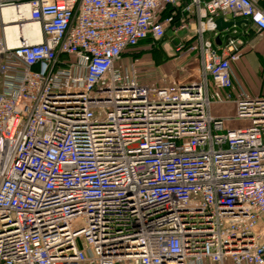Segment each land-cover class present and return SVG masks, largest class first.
I'll return each instance as SVG.
<instances>
[{
  "label": "built area",
  "instance_id": "obj_1",
  "mask_svg": "<svg viewBox=\"0 0 264 264\" xmlns=\"http://www.w3.org/2000/svg\"><path fill=\"white\" fill-rule=\"evenodd\" d=\"M263 2L0 0V264H264V95L232 70ZM147 40L164 84L123 57Z\"/></svg>",
  "mask_w": 264,
  "mask_h": 264
},
{
  "label": "crops",
  "instance_id": "obj_2",
  "mask_svg": "<svg viewBox=\"0 0 264 264\" xmlns=\"http://www.w3.org/2000/svg\"><path fill=\"white\" fill-rule=\"evenodd\" d=\"M261 6L264 8V2ZM1 35L0 47L4 39L3 32ZM249 41L250 45L246 47V53L238 62L233 63L232 70L235 77L245 83L253 95H264V31L261 33L253 31ZM176 44L175 41L170 43L173 49L177 46ZM255 81L261 84L260 90H257Z\"/></svg>",
  "mask_w": 264,
  "mask_h": 264
},
{
  "label": "rangeland",
  "instance_id": "obj_3",
  "mask_svg": "<svg viewBox=\"0 0 264 264\" xmlns=\"http://www.w3.org/2000/svg\"><path fill=\"white\" fill-rule=\"evenodd\" d=\"M0 29V36L1 35ZM171 42L162 44L160 46L157 53L153 54L152 56L149 55L147 57L143 56L140 58L142 60L143 65L146 67V71L141 74V81L144 83H161L164 84L168 82V76L173 72V57L175 55V50L170 45ZM169 59L167 62L166 59ZM171 58V59H170ZM165 61V62H164ZM257 86V90L261 89V84L255 81ZM245 87L248 89L247 85L244 83ZM249 90V89H248ZM264 92V91H263ZM234 108L231 106H224V107H216L214 109V114L216 116H231L234 114Z\"/></svg>",
  "mask_w": 264,
  "mask_h": 264
},
{
  "label": "bare ground",
  "instance_id": "obj_4",
  "mask_svg": "<svg viewBox=\"0 0 264 264\" xmlns=\"http://www.w3.org/2000/svg\"><path fill=\"white\" fill-rule=\"evenodd\" d=\"M4 16L7 20L13 19L14 17L13 11L10 9H6L4 11ZM7 30H8V42L9 45L12 47L19 45V41H18L19 33L22 34V32H24L27 37L32 39V41H37L36 39L40 34L39 26L35 24H31L29 22H26L24 24L23 30L21 27H18L17 25H13V24H9Z\"/></svg>",
  "mask_w": 264,
  "mask_h": 264
},
{
  "label": "trees",
  "instance_id": "obj_5",
  "mask_svg": "<svg viewBox=\"0 0 264 264\" xmlns=\"http://www.w3.org/2000/svg\"><path fill=\"white\" fill-rule=\"evenodd\" d=\"M162 44H164V41H162L161 43L160 42L154 43L151 40H147V41L141 43L137 48H134V49L126 52L125 54H123V57L129 58L131 56H133V57H143L146 55H147V57L149 55L152 56L153 54L157 53V51L159 50L160 46H162ZM168 60L169 59L167 58L165 61L167 62Z\"/></svg>",
  "mask_w": 264,
  "mask_h": 264
},
{
  "label": "water",
  "instance_id": "obj_6",
  "mask_svg": "<svg viewBox=\"0 0 264 264\" xmlns=\"http://www.w3.org/2000/svg\"><path fill=\"white\" fill-rule=\"evenodd\" d=\"M242 23H245L247 24V21H242V22H237L238 25H241ZM234 23L233 22H225L223 19H220L217 21V26H218V29L219 31H224L226 29H228L229 27H231Z\"/></svg>",
  "mask_w": 264,
  "mask_h": 264
}]
</instances>
